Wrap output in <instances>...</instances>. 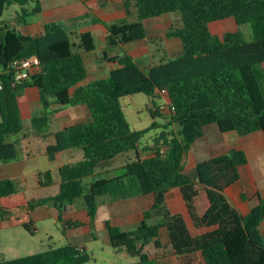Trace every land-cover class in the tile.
Listing matches in <instances>:
<instances>
[{
	"label": "trees",
	"instance_id": "1",
	"mask_svg": "<svg viewBox=\"0 0 264 264\" xmlns=\"http://www.w3.org/2000/svg\"><path fill=\"white\" fill-rule=\"evenodd\" d=\"M127 16L116 22L102 23L108 30L106 47L119 46L123 54L109 57L118 66L105 78L84 83L88 69L84 54L96 48V39L89 32L79 34V42L71 37L64 21L45 24L39 35L23 33L9 24L3 15L12 5H19L20 23L41 12L39 0H0V161L18 157V147L10 138L23 129L19 96L27 87L40 92L42 111L32 117L35 131L46 137L50 116L61 107L87 105L91 120L63 128L54 134V143L46 148L50 160L60 152L80 147L83 158L59 168L60 190L54 196L36 200L32 208L52 202L59 220L68 206L82 199L92 223L101 197L124 199L152 194L153 205L145 210L143 220L132 230H123L110 219L105 228L114 248H124L137 257L127 264H163L146 251L149 243L162 247L161 229H166L171 252L181 264H264V235L260 224L264 219V197L243 215L228 199L225 190L240 179L238 167L247 162L243 150L232 149L197 164V180L184 174V161L192 144L203 137L205 127L218 125L221 132L264 133V71L255 66L264 64V0H123ZM132 6L136 20L130 21ZM169 13H179L181 25H172L167 37L181 40L182 53L153 63L146 71L127 51L126 45L144 40L145 20ZM232 17L237 30L222 36L213 33L209 24ZM78 21L74 19L73 22ZM249 23L253 38L247 40L241 26ZM37 56L41 68L28 78L16 82V59ZM74 88L72 92L71 89ZM166 92L170 98L168 124L178 130L162 131L152 146L141 147L145 131L133 130L124 113L121 98L143 93L153 102ZM153 115H163L158 109ZM153 126H156L154 123ZM169 145L162 151L159 144ZM128 151L136 156L123 166L122 173L106 177L96 171L101 161L110 160ZM141 151L153 154L143 158ZM98 176L87 181L89 177ZM206 190L210 208L200 215L195 205L198 188ZM180 189L195 227H214L193 235L185 217L172 212L167 194ZM17 192L13 179L0 180V199ZM154 210L161 219L148 222ZM77 225V222H73ZM26 228H29L25 225ZM90 254L84 247L71 243L13 259L0 264H85Z\"/></svg>",
	"mask_w": 264,
	"mask_h": 264
},
{
	"label": "crops",
	"instance_id": "2",
	"mask_svg": "<svg viewBox=\"0 0 264 264\" xmlns=\"http://www.w3.org/2000/svg\"><path fill=\"white\" fill-rule=\"evenodd\" d=\"M39 1L42 8L41 12L29 17L26 23H20L18 15H16V19H3L11 25H17L23 33L28 35L42 34L45 30V24L48 22L64 21L68 23L71 37L76 43L79 42L80 33L89 31L95 39L99 38V44L97 42L96 48L93 51L86 52L84 54L88 69V76L90 73H92L93 76L101 73L103 69H105V64L108 65L107 70L109 71V74L112 69L116 68L115 64L117 63L108 60V58L120 55L118 53V48L123 52L122 48L119 46L111 47L113 48L111 50V54L108 53L107 50L110 47H106L105 45L106 37L108 35L106 26L102 23H94L92 20L90 24L87 18H92L93 16V18H100L107 23L123 19L127 16L123 0ZM131 10L133 14L130 17V21L131 19L133 20L136 15L135 8L133 6ZM164 15L146 19L144 22L147 33L146 38L144 40L132 42L126 45L127 51L146 71L153 63L159 62L163 59L177 57L183 51V45L180 39L167 37L166 35V32L172 25H181V22L176 24L173 21V18H170L167 14ZM163 16L165 17V20L162 21L161 17ZM74 19H78V21L73 22ZM227 19L228 18L211 22L209 24L211 31L222 36L227 31L237 30L236 23L229 25V23L226 22ZM1 71L2 70H0V72ZM103 74H106V70ZM87 78L84 81L89 82L94 80H87ZM71 91L73 92L74 88H72ZM163 95L164 94H161V97L165 99ZM18 100L23 122L25 118H27L31 121L32 125V117L42 111L39 89L36 87L25 88L20 94ZM166 100L170 103L169 96H166L165 101ZM51 108L56 111L50 116L49 128L46 132V137L35 131L33 125L30 126L31 130L25 134L23 132V126L22 131L18 135L10 138L17 144L18 157L12 161H0V180L10 178L14 180L15 184L19 181L23 182L22 192L25 194L29 192L32 193V191L34 193V189L36 190V188L39 187L48 188L52 184H54L53 192L58 190V193L60 190L59 168L67 163H71V160H74L75 158L76 161L82 159L84 155L82 148L75 147L58 153L53 160L48 158L46 148L48 145L54 143V134L57 131L62 130L67 126L83 122L82 120H86L87 118H91V111L87 105L84 104L61 107L59 104L53 103ZM159 146L162 151H167L169 149V145L166 143L159 144ZM232 149L243 150L246 153L247 162L239 165L238 170L240 179L234 184L228 186L225 193L229 201L243 215H246L251 211L252 207L258 203L260 197H264V133L262 131H254L250 133L231 131L223 133L216 124L206 126L203 137L197 139L192 144L184 161L183 172L184 174L197 180V164L199 162L226 154ZM152 154L153 153L150 151H141L140 155L141 157L146 158ZM41 157L48 158L51 163L46 165L44 168L38 167L35 164L31 165L32 174L38 177V181L34 182L33 185H29V182L25 179L29 163L32 160H36ZM66 159L68 161H66ZM52 171L57 172V178L52 179V181H43L41 177L44 172L47 173ZM1 199L0 201H2ZM27 201V197L23 198V203ZM153 202L154 197L152 194H141L124 199H111V202H108L109 210L111 211L110 220L113 221V223L120 225L121 228H127L125 230H129L128 228L130 227L134 228L133 226H137L143 220L145 210L150 209ZM47 204L52 205L54 210H51L50 206L46 207L47 205H43L36 207L33 212H40L42 214L46 213L57 216L58 218V212L54 204L52 202ZM74 204L68 206L67 211L63 215L64 220H80L82 225L85 226V229L87 231H91L90 225L92 222L88 216L87 210L83 207V202L80 207H75ZM101 204L104 205L103 203H100V205ZM167 205L172 212H180L184 215L187 225L193 235L202 234L214 227L213 225L201 226L198 228L194 226L188 212L186 202L180 189L178 188L172 189L167 194ZM195 205L200 215L207 213L210 208V201L207 192L202 187L198 188V193L195 196ZM160 219L161 213L159 210H154L149 218V220L157 222ZM82 225H79V227ZM260 230L264 235V219L260 224ZM164 239L167 241V249L162 241ZM160 241L162 243L161 248H157L155 244L154 248L153 242L148 244H151L150 246L147 245L150 251L149 253L160 263L181 264V259L171 252L166 229H161ZM150 247L153 248L150 250ZM165 251H168L169 254L166 255L164 253ZM190 264H195V262ZM199 264H204L201 256L199 257Z\"/></svg>",
	"mask_w": 264,
	"mask_h": 264
},
{
	"label": "rangeland",
	"instance_id": "3",
	"mask_svg": "<svg viewBox=\"0 0 264 264\" xmlns=\"http://www.w3.org/2000/svg\"><path fill=\"white\" fill-rule=\"evenodd\" d=\"M16 10V12H15ZM20 10L19 5L10 6L4 13L3 18L6 20L16 19L17 12ZM136 11V10H135ZM176 24L180 23L179 13L167 14ZM165 16V15H164ZM161 17V20H165V17ZM93 18V16H92ZM92 18H87L91 24ZM136 20V15L133 20ZM229 25L234 24L235 21L232 17L226 20ZM233 26V25H232ZM241 30L247 40L253 38V32L249 23L241 26ZM99 44V38H96V43ZM113 48H108V53L111 54ZM123 50V49H122ZM118 53L123 52L118 48ZM103 54V53H101ZM110 65V64H109ZM117 67L118 65L115 64ZM108 65L105 64V69L101 73L93 76L92 73L88 76V79H97L106 77L109 75ZM0 70L1 67H0ZM106 70V74L103 72ZM256 73L264 71V64L255 66ZM88 81H84L86 83ZM165 99L168 96L163 93ZM163 97L155 98L154 102L145 94L138 93L121 98V104L123 106L124 113L130 123L133 130L145 131L141 138V147L144 145L152 146L155 144L156 137L166 131L170 134L176 133L178 126L176 124H168V119L171 116L170 103ZM158 109L163 115H153L154 110ZM91 118L82 120L83 122L90 121ZM156 126H153V124ZM24 133L27 134L31 130V121L25 118L23 122ZM135 152L128 151L123 154L117 155L113 159L101 161L96 171L106 177H114L122 173V168L129 159L134 158ZM76 159V158H75ZM71 160V162L76 160ZM66 161H68L66 159ZM51 161L48 158H37L29 163L27 169L26 181L29 185H33L38 181V177L32 174L31 165L35 164L38 167L44 168L50 164ZM57 172H47L42 175L43 181H52L57 178ZM98 176H92L87 178V181L96 179ZM25 182V181H24ZM23 182L19 181L16 184L17 192L10 197L2 198L0 201V261L6 259H13L21 256H26L38 252H43L49 249L58 248L69 243L84 247L90 254V260L85 264H127L136 262L137 257H133L127 253L124 248H114L108 238L107 230L104 226L106 219H111V211L109 210V203L111 199L108 197H101L100 205L98 208L97 218L94 223L90 225L91 231H87L85 226L82 225L80 220H59L57 216L50 214L35 213L31 204L36 200L44 197L56 195L57 191L53 192L54 184L48 188H36L34 193L32 191L25 194L22 192ZM27 197L28 201L23 203V198ZM82 199H79L74 204L75 207H80ZM46 207L52 205L45 204ZM43 206V205H41ZM40 207V206H37ZM54 210V209H53ZM73 222H77L74 225ZM150 224H154L157 221L148 220ZM27 225L29 228H26ZM79 225H82L79 227ZM134 228L136 226H133ZM123 228V227H122ZM134 228H128L132 230ZM124 230L127 228H123ZM165 248L167 249V241L162 240ZM151 245V244H150ZM148 245V246H150ZM153 247L154 243H153ZM150 247V250L153 248ZM146 251L149 253V248L146 247ZM166 255L168 251L164 252ZM195 264H199V257L195 258Z\"/></svg>",
	"mask_w": 264,
	"mask_h": 264
},
{
	"label": "built area",
	"instance_id": "4",
	"mask_svg": "<svg viewBox=\"0 0 264 264\" xmlns=\"http://www.w3.org/2000/svg\"><path fill=\"white\" fill-rule=\"evenodd\" d=\"M13 66L17 69L15 75L16 82H20L28 78L31 73L36 72L41 68L40 60L35 55L25 59L14 60ZM163 93L166 92L163 91Z\"/></svg>",
	"mask_w": 264,
	"mask_h": 264
}]
</instances>
